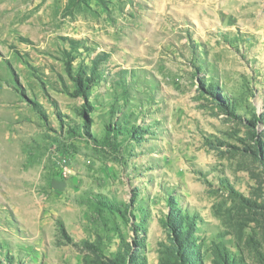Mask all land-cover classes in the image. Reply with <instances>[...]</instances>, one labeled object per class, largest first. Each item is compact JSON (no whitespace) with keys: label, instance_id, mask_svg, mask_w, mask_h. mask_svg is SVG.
I'll return each instance as SVG.
<instances>
[{"label":"rangeland","instance_id":"obj_1","mask_svg":"<svg viewBox=\"0 0 264 264\" xmlns=\"http://www.w3.org/2000/svg\"><path fill=\"white\" fill-rule=\"evenodd\" d=\"M0 264H264V0H0Z\"/></svg>","mask_w":264,"mask_h":264},{"label":"trees","instance_id":"obj_2","mask_svg":"<svg viewBox=\"0 0 264 264\" xmlns=\"http://www.w3.org/2000/svg\"><path fill=\"white\" fill-rule=\"evenodd\" d=\"M94 67H95V64L93 65V68ZM172 231H173V233L178 234L179 229H178V227L175 228L174 226H172Z\"/></svg>","mask_w":264,"mask_h":264}]
</instances>
